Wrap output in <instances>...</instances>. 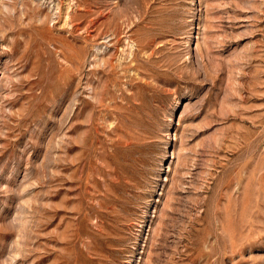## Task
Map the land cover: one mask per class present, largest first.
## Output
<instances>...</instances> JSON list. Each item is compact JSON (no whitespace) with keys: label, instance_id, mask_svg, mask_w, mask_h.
I'll list each match as a JSON object with an SVG mask.
<instances>
[{"label":"rangeland","instance_id":"1","mask_svg":"<svg viewBox=\"0 0 264 264\" xmlns=\"http://www.w3.org/2000/svg\"><path fill=\"white\" fill-rule=\"evenodd\" d=\"M0 264H264V0H0Z\"/></svg>","mask_w":264,"mask_h":264},{"label":"bare ground","instance_id":"2","mask_svg":"<svg viewBox=\"0 0 264 264\" xmlns=\"http://www.w3.org/2000/svg\"><path fill=\"white\" fill-rule=\"evenodd\" d=\"M126 24H127V23H126ZM138 24H139V23H135V24H133V26L130 28V30H132L133 28H135V26H139ZM46 29H47V28H46ZM153 31H154V30H153ZM128 32H129V31H128ZM119 35H120V34H119ZM132 35H133V34H132ZM116 36H117V35H116ZM116 36H115V37H116ZM118 40H119V39H118ZM145 44H146L145 46H148V45H150L151 43H150V42H146Z\"/></svg>","mask_w":264,"mask_h":264}]
</instances>
